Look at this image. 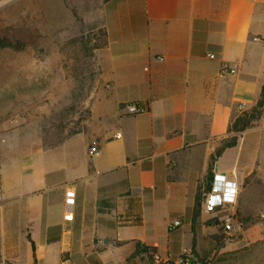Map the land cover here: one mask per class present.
I'll return each mask as SVG.
<instances>
[{
  "label": "crops",
  "instance_id": "crops-1",
  "mask_svg": "<svg viewBox=\"0 0 264 264\" xmlns=\"http://www.w3.org/2000/svg\"><path fill=\"white\" fill-rule=\"evenodd\" d=\"M100 27L85 130L52 146L0 144L6 250L18 264H119L139 245L161 259L198 251L217 228L204 222L208 174L239 193L264 172L261 130L229 131L264 86V0H108ZM131 103L146 112L127 114Z\"/></svg>",
  "mask_w": 264,
  "mask_h": 264
},
{
  "label": "rangeland",
  "instance_id": "rangeland-1",
  "mask_svg": "<svg viewBox=\"0 0 264 264\" xmlns=\"http://www.w3.org/2000/svg\"><path fill=\"white\" fill-rule=\"evenodd\" d=\"M107 1L0 0V39L12 44L0 47V144L11 138L52 146L85 130L101 85L93 52ZM263 116L264 109L253 128L262 132L264 161ZM229 214L235 230L212 228L200 249L190 250L194 264H264V172L241 183L233 208L216 218ZM213 218L205 215L206 227ZM6 219L0 208V264H18L7 255ZM119 264L166 263L139 254Z\"/></svg>",
  "mask_w": 264,
  "mask_h": 264
},
{
  "label": "built area",
  "instance_id": "built-area-1",
  "mask_svg": "<svg viewBox=\"0 0 264 264\" xmlns=\"http://www.w3.org/2000/svg\"><path fill=\"white\" fill-rule=\"evenodd\" d=\"M257 40V39H254ZM209 58H213V55H209ZM220 72L223 75L234 74L235 69L228 63L221 64ZM246 107L245 103H240L238 106L239 110H243ZM127 114L129 115H138L146 112L147 108L142 103H131L126 105L125 107ZM261 124L264 126V116L262 118ZM117 137L119 135L117 134ZM72 192H67L66 203H73ZM238 196V189L234 187V185L228 181H225L222 176H215L212 182V186L210 191L206 194L204 200V213L209 216L216 217L218 213L223 212L226 208H233L236 203ZM261 218L264 219V214L261 215ZM221 222V230L227 235H231V233L235 230V219L233 214H229L224 216L219 220ZM180 226V222L178 220L173 221L169 228L176 229ZM144 256H150L152 260L156 263H171V264H192L193 255L190 251L183 250L178 256L172 258L167 257L166 259H161L152 249H149ZM63 264H69L66 261Z\"/></svg>",
  "mask_w": 264,
  "mask_h": 264
},
{
  "label": "trees",
  "instance_id": "trees-1",
  "mask_svg": "<svg viewBox=\"0 0 264 264\" xmlns=\"http://www.w3.org/2000/svg\"><path fill=\"white\" fill-rule=\"evenodd\" d=\"M102 39H103V32L101 31V40ZM0 47H3V48L12 47V44H10L6 39H0ZM97 47L95 46V48H97ZM263 109H264V86L262 87L260 98L257 101L256 105L249 112H245V113L241 114L240 116H238L232 122L231 126L229 127V131L233 132V133H240V132L245 131L246 129L252 128L254 123L261 117ZM236 139H237L236 136H232L227 141H224L222 146L215 151V154L212 156V161H214L215 158L219 157L220 154L225 149L233 147L236 143ZM213 179H214L213 176L211 175V173H209L207 176V180L212 182ZM199 216H200V206H199V204H197V205H195V207L193 209V219H192L193 220V227H192L193 231H194V223L198 220ZM213 219H214L213 222H211L210 224H207V225H215L218 227L220 226V230H221V222L219 221V219L216 217ZM31 246H32V249L34 250V246H33L32 242H31ZM194 247H195V240L193 241V249H194ZM148 250H149V248L139 245L136 255L144 254ZM192 251L194 252V250H192ZM194 263L195 262L193 259L192 264H194ZM168 264H171V263H168Z\"/></svg>",
  "mask_w": 264,
  "mask_h": 264
}]
</instances>
